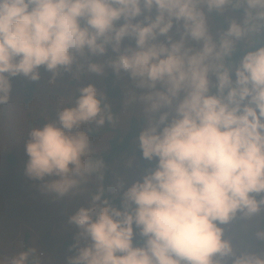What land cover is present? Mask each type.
I'll list each match as a JSON object with an SVG mask.
<instances>
[{
	"label": "clouds",
	"instance_id": "9594fccd",
	"mask_svg": "<svg viewBox=\"0 0 264 264\" xmlns=\"http://www.w3.org/2000/svg\"><path fill=\"white\" fill-rule=\"evenodd\" d=\"M41 67L53 83L126 77L135 145L154 161L127 186L104 183L90 133L117 118L91 82L29 129L25 175L85 201L67 218V264H264L223 227L243 220L264 241V0H0V106L10 77L37 81ZM30 257L42 264L35 248L11 264Z\"/></svg>",
	"mask_w": 264,
	"mask_h": 264
},
{
	"label": "rangeland",
	"instance_id": "374dc122",
	"mask_svg": "<svg viewBox=\"0 0 264 264\" xmlns=\"http://www.w3.org/2000/svg\"><path fill=\"white\" fill-rule=\"evenodd\" d=\"M238 14V13H237ZM223 22L212 19V27L225 26ZM40 79L36 84L32 99L24 101L22 80H30L23 75L10 77L11 97L6 105L0 106V261L11 264L13 256L24 246V239L30 248L37 250L42 264H67L66 258L75 252L71 245L77 231L67 218L75 205L84 203L81 196H72L56 200L54 194L42 192L41 181L25 175L24 167L28 159L25 151L27 133L33 126L56 120L58 106L65 101L69 93L78 85L94 83L104 90V77L87 75L75 84L70 74L65 73L55 83L50 82V73L43 67L39 69ZM121 85V96L110 104L116 108V122L106 124L95 130L96 136L90 135L96 153L108 147V139L128 128L131 116L138 112L125 110L122 104V89L126 77L116 78ZM32 81V80H31ZM12 157V162L8 160ZM107 169V170H106ZM109 174V184L118 179L125 181V186L138 179L144 172L137 166L134 156L125 160H114L105 167ZM54 177H45V180ZM243 220L224 225L225 234L234 233L233 244L238 248L261 252L264 245L256 239L255 228L244 229ZM71 241V244L66 241ZM136 242H140L137 238Z\"/></svg>",
	"mask_w": 264,
	"mask_h": 264
},
{
	"label": "trees",
	"instance_id": "16d2710c",
	"mask_svg": "<svg viewBox=\"0 0 264 264\" xmlns=\"http://www.w3.org/2000/svg\"><path fill=\"white\" fill-rule=\"evenodd\" d=\"M213 19L219 21L220 23L223 22L221 16L213 17ZM22 87L25 89L23 92L24 101L28 102L32 99L33 92L35 90L36 84L31 80H22ZM121 85L116 80V77L112 76L111 74L104 77V90L103 92L106 95L108 102L110 103L114 98H118L121 96ZM111 105V104H110ZM113 113L116 115V108L111 105ZM106 124H109L106 121ZM140 124V117L139 116H131L129 120L128 128L118 134L112 135L108 139V147L96 153L100 158L103 159L105 167L108 163L114 160H125L130 156H134L137 161V166L141 170H146L152 166H154V161H147L141 157L139 148L135 145L134 136L137 131V128ZM90 135L96 136L95 130L90 133ZM8 160L12 162V157L8 155ZM107 170V169H106ZM106 170L104 169V183L109 184V174H106ZM113 203L119 204V200L113 201ZM27 239H24V246L23 250H27L30 248L27 244H25ZM259 241L260 245H264V241ZM66 243L71 244V241H66ZM33 257H30L29 264H31Z\"/></svg>",
	"mask_w": 264,
	"mask_h": 264
}]
</instances>
